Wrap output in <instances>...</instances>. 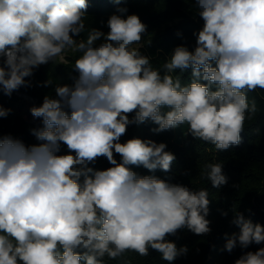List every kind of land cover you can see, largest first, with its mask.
Instances as JSON below:
<instances>
[{"label":"clouds","instance_id":"obj_1","mask_svg":"<svg viewBox=\"0 0 264 264\" xmlns=\"http://www.w3.org/2000/svg\"><path fill=\"white\" fill-rule=\"evenodd\" d=\"M195 4L204 21L194 33L197 46L194 52L177 46L162 76L139 51L146 25L138 15H112L109 32L92 29L85 42L74 37L85 30L87 0H0V86L6 95L28 85L25 77L34 68L63 60L69 50L82 53L74 85H57V98L45 96L31 109L43 120L42 128L31 130L42 143L0 137V264H105V256H147L149 249L171 264L188 248L167 236L183 228L210 233L206 189L138 176L130 167L169 171L175 156L166 144L119 142L129 125L148 120L158 125L156 132L186 123L194 138L217 150L241 142L248 114L257 111L246 93L264 90V0ZM101 37L104 42L94 46ZM189 67L194 79L181 86L172 73ZM10 111L0 107V117ZM61 143L68 154H58ZM99 157L112 167L88 166ZM203 175L214 188L227 183L221 163L206 164ZM232 223L240 232L225 234L229 253L264 242V226L241 213ZM235 264H264V248Z\"/></svg>","mask_w":264,"mask_h":264},{"label":"trees","instance_id":"obj_2","mask_svg":"<svg viewBox=\"0 0 264 264\" xmlns=\"http://www.w3.org/2000/svg\"><path fill=\"white\" fill-rule=\"evenodd\" d=\"M84 17L85 30L74 39L86 42L92 29L105 34L109 32L107 22L116 14L126 18L128 15H138L146 25L139 51L149 58L151 65L165 74L163 68L172 56L177 46H184L189 51L195 50L196 35L202 30L204 21L198 15L195 0H87ZM126 8V13L118 9ZM103 37L94 42V46L103 43ZM135 46V45H134ZM81 52H68L64 60L49 61L33 69V75L25 77L28 85L21 86L12 94L6 95L0 86V107L10 109L6 117H0V137L11 135L20 139L26 146L39 145L31 130L43 127L42 118L34 117L33 107L43 104L45 96L57 98V85L73 86L78 72L75 70V60ZM5 57L0 56V66H4ZM213 62V67H215ZM172 75L179 77L181 86L189 85L194 79L192 68L181 72L176 69ZM51 84L44 86L46 81ZM207 84V81L200 80ZM213 90L215 86L213 85ZM249 103L255 101L257 111L248 114L241 133V142L232 145L227 150H217L214 145L194 138L188 132V125L182 124L176 128L156 132L158 125L151 120L141 124H131L126 133L120 137V143L129 139L140 138L165 143V151L175 156L169 171L157 168L150 171L143 166H130L138 176H155L171 183L181 184L192 190L206 189L208 191L210 233L197 235L183 228L175 235H169L167 240L177 247L186 246V255L178 256L171 264H235L241 255L248 251L255 252L264 248L261 244H251L242 249L237 245L231 253L225 250V234H239L240 229L232 223L236 213L243 214L254 224L264 226V90L256 89L246 93ZM70 115V110L65 109ZM167 111V109H163ZM135 113L129 114L131 119ZM67 146L61 143L60 155L68 154ZM114 158L119 163L121 157L114 152ZM221 163L222 172L227 177V183L214 188L210 181L204 178L205 165ZM94 170H106L112 165L105 157L97 158L94 164H89ZM83 177L81 178V181ZM227 213L223 215L222 213ZM105 264H169L162 259L160 253L149 249V255L140 256L134 251H127L115 260L104 257Z\"/></svg>","mask_w":264,"mask_h":264},{"label":"rangeland","instance_id":"obj_3","mask_svg":"<svg viewBox=\"0 0 264 264\" xmlns=\"http://www.w3.org/2000/svg\"><path fill=\"white\" fill-rule=\"evenodd\" d=\"M68 52H70V50H69V51H66L65 53H68ZM65 53H63V60H64V55H65ZM56 59L59 60V61H63V60H61L59 57H57Z\"/></svg>","mask_w":264,"mask_h":264}]
</instances>
